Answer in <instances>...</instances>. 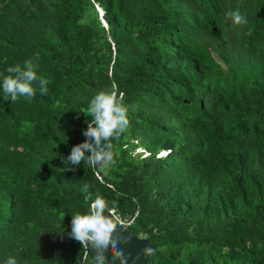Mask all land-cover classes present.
Wrapping results in <instances>:
<instances>
[{"label":"trees","instance_id":"16d2710c","mask_svg":"<svg viewBox=\"0 0 264 264\" xmlns=\"http://www.w3.org/2000/svg\"><path fill=\"white\" fill-rule=\"evenodd\" d=\"M30 58L47 94L0 88V264H91L68 234L97 195L144 264H264V0H0V73ZM102 89L129 109L113 159L66 164Z\"/></svg>","mask_w":264,"mask_h":264},{"label":"clouds","instance_id":"9594fccd","mask_svg":"<svg viewBox=\"0 0 264 264\" xmlns=\"http://www.w3.org/2000/svg\"><path fill=\"white\" fill-rule=\"evenodd\" d=\"M98 9L102 13L99 6ZM227 15L235 24L247 23V19L238 9ZM36 67L37 65L30 58L25 60L22 66L20 64L9 66L6 69L7 74L0 73V88L3 90L5 100L15 103L20 97L31 99L36 94L34 85L39 86L42 95L47 94L50 81L38 76ZM82 111L90 118L86 119L87 127L82 131L86 139L71 148L65 163L75 167L83 162L93 168L110 163L113 159L111 141L124 133L129 125V109L124 101V94L114 89L99 90L90 98L87 109ZM137 149H140L144 155L148 154L142 147ZM169 151L162 149L158 151L157 156H166ZM87 188L88 186L85 185V191ZM111 210L114 211L109 209L105 200L97 195L94 200H90L85 212L72 214L71 231L68 235L78 241L82 248L91 252V264H110L105 259V251L112 252L113 260L118 259L120 264H126L122 252L116 250L117 244L124 240V237L117 234V226L125 231L124 225L115 217V211L113 213ZM92 250H95L94 254ZM144 251L150 255L154 250L148 247ZM4 264H18V261L15 256L9 255ZM80 264H88L87 255L80 260Z\"/></svg>","mask_w":264,"mask_h":264},{"label":"water","instance_id":"95a60500","mask_svg":"<svg viewBox=\"0 0 264 264\" xmlns=\"http://www.w3.org/2000/svg\"><path fill=\"white\" fill-rule=\"evenodd\" d=\"M102 143H106V141H102ZM117 234L124 237L123 242L117 244L116 250L122 252L126 264H144L148 260L149 255L144 251L146 248L151 247L148 238L127 233L119 226H117ZM92 252L94 254L95 250H92ZM105 259L110 264H120L118 259L113 260V254L110 251H105Z\"/></svg>","mask_w":264,"mask_h":264},{"label":"built area","instance_id":"2783aa9c","mask_svg":"<svg viewBox=\"0 0 264 264\" xmlns=\"http://www.w3.org/2000/svg\"><path fill=\"white\" fill-rule=\"evenodd\" d=\"M111 211L114 213L113 210H111ZM115 217H116L117 219H119V220L122 222V224H123L124 226L130 223V221H127V220L121 218L119 215H116V214H115Z\"/></svg>","mask_w":264,"mask_h":264},{"label":"rangeland","instance_id":"374dc122","mask_svg":"<svg viewBox=\"0 0 264 264\" xmlns=\"http://www.w3.org/2000/svg\"><path fill=\"white\" fill-rule=\"evenodd\" d=\"M135 152H141L140 149L135 150Z\"/></svg>","mask_w":264,"mask_h":264}]
</instances>
